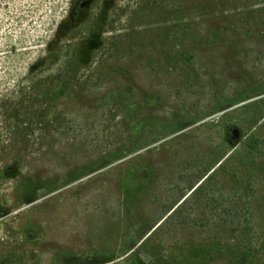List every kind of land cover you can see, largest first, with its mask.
Segmentation results:
<instances>
[{"label":"rangeland","instance_id":"1","mask_svg":"<svg viewBox=\"0 0 264 264\" xmlns=\"http://www.w3.org/2000/svg\"><path fill=\"white\" fill-rule=\"evenodd\" d=\"M78 1L33 19L90 31L43 153L0 174V264H264L262 7L177 0L187 18L161 5L101 30L108 5L72 21Z\"/></svg>","mask_w":264,"mask_h":264},{"label":"trees","instance_id":"2","mask_svg":"<svg viewBox=\"0 0 264 264\" xmlns=\"http://www.w3.org/2000/svg\"><path fill=\"white\" fill-rule=\"evenodd\" d=\"M74 1L0 0V28L7 20L8 28L15 34L14 39L8 32L0 35V164L4 158L8 159L0 167V174L4 176L16 178L20 160L27 155L32 162L43 153V148H40L47 138L42 126L48 124L41 119L49 111L56 110L52 105L55 100L52 89L58 83H69L84 70L78 51L83 42L80 33L90 31V27H82L84 21L73 25L68 21L69 17L63 16L54 25L43 29L47 36L35 34L38 27L36 20L33 22L42 7L50 5L49 10L56 5L61 9L65 7L66 11ZM102 1L108 6L101 21V30L113 23L115 16L126 14L127 19L135 20L149 11L151 14L159 13L161 5L166 15L172 18L178 15L187 18L190 14L188 9L183 11L176 7L177 0H91L89 7ZM183 1L202 4L213 0ZM246 2L262 7L258 9L259 12L264 11V0ZM122 7L130 10L123 13ZM138 10H141L139 15L136 14ZM204 10L202 6L193 12L202 13ZM257 23L264 28V16ZM28 165H24L23 173L27 172Z\"/></svg>","mask_w":264,"mask_h":264},{"label":"water","instance_id":"3","mask_svg":"<svg viewBox=\"0 0 264 264\" xmlns=\"http://www.w3.org/2000/svg\"><path fill=\"white\" fill-rule=\"evenodd\" d=\"M91 0H79L72 8L70 18L72 21H78L85 14L86 9L89 7Z\"/></svg>","mask_w":264,"mask_h":264}]
</instances>
